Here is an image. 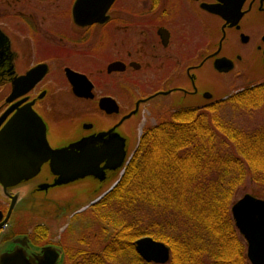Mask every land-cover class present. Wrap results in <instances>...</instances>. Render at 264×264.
I'll list each match as a JSON object with an SVG mask.
<instances>
[{"label":"flooded vegetation","instance_id":"flooded-vegetation-1","mask_svg":"<svg viewBox=\"0 0 264 264\" xmlns=\"http://www.w3.org/2000/svg\"><path fill=\"white\" fill-rule=\"evenodd\" d=\"M241 45L256 47L258 65L264 0H0V133L10 118L33 114L52 149L91 139L101 151L134 152L143 130L132 150L130 140L145 109L164 111L157 120L152 111L155 125L219 102L198 84L206 65L225 57L233 67L222 74H255L240 66ZM112 173L85 178L95 188L88 199ZM57 178L47 161L29 179L0 183V256L22 250L39 264L40 249L53 247L65 264L68 248H82L71 228L81 210L70 212L81 201L64 193L77 181L53 185ZM53 222L62 223L57 239Z\"/></svg>","mask_w":264,"mask_h":264},{"label":"trees","instance_id":"trees-1","mask_svg":"<svg viewBox=\"0 0 264 264\" xmlns=\"http://www.w3.org/2000/svg\"><path fill=\"white\" fill-rule=\"evenodd\" d=\"M227 106L264 108V80L147 127L119 182L91 207L96 238L68 249L65 264H150L134 250L143 236L168 246L169 264H249L230 206L246 176L264 188V124L243 130L223 117Z\"/></svg>","mask_w":264,"mask_h":264},{"label":"water","instance_id":"water-1","mask_svg":"<svg viewBox=\"0 0 264 264\" xmlns=\"http://www.w3.org/2000/svg\"><path fill=\"white\" fill-rule=\"evenodd\" d=\"M86 15L83 13V17ZM213 66L217 72L225 73L232 69L233 63L225 57H220L214 61ZM258 66L264 70V48L262 56H258ZM226 96L228 93L222 94L218 100ZM6 125L8 129L0 133V183L4 185L15 184L35 176L40 166L47 161L51 173L58 177L53 185L88 177L100 181L104 170H114L110 183L98 187L93 195L101 189L102 193L92 198L93 200L89 198L93 204L113 188L109 186L117 184L132 154L131 151L125 154L123 146L116 147L112 152L108 149L101 151L91 139L79 141L70 148L52 149L45 138L40 119L33 114L10 118ZM105 186H108L106 192L103 191ZM230 211L236 229L247 244L246 254L250 264H264V200L245 194L232 204ZM134 250L146 263L165 264L169 260V248L151 237L136 239ZM40 252L39 264H57L59 254L55 248L43 247ZM0 264L30 263L23 251L18 250L2 254Z\"/></svg>","mask_w":264,"mask_h":264},{"label":"rangeland","instance_id":"rangeland-1","mask_svg":"<svg viewBox=\"0 0 264 264\" xmlns=\"http://www.w3.org/2000/svg\"><path fill=\"white\" fill-rule=\"evenodd\" d=\"M240 47L242 48L241 54L243 56V62L240 64V66L256 71L255 74H252L246 80H244L242 77L238 78L237 76H235V71H232L227 74L218 73L213 68H211L209 64V65H206L203 70H201L199 77H198V84L201 87L208 88L212 92V94L215 93V96L219 98L220 96H222V94L229 93V92H235V91L242 89L246 85L255 83L257 81L259 82L261 80H264L263 68L255 64V61H256L255 58L257 57L256 47L255 46L254 47L244 46V45H241ZM235 48L236 46H231V47H226V49L224 50H226V54H229L233 52ZM152 111H156V110H154V108H149L147 110L145 109L143 111L142 120L141 118H139L137 119V121H135V128H134L135 130L130 140L131 149H133V147L137 145L138 137H139L141 130L144 131L147 127L152 126L155 123V121L160 117V115H162L164 112L163 110L156 111L157 114L154 115V117L156 118L155 120L154 117L152 116ZM222 114L224 118H226L230 122L235 123L236 125L241 127L243 130H250L259 125L264 124V108L257 109L254 111H249V112H242L238 110H233L231 109V107L227 106L222 109ZM112 182L113 181H111V184ZM90 185H93V184L90 181H86V179H83V180L77 181L75 184H71L70 186L66 187L67 190L64 192L66 193V196L68 197V199L70 195V198L74 199L75 201H78V200L81 201L79 202V205H77L76 207L73 206L72 203H70L71 208H72L70 212H73L74 209L81 210L79 214L75 215L71 219V228H74L77 226V234L82 235V239L85 244L87 243L90 244L96 238V234H97L96 231L99 227L98 224L94 223V221L91 218L93 215L91 213L92 208L91 206L89 207V202L91 200L90 201L89 199L87 200V197H86L95 189L94 187ZM106 189H108V186H105L103 191H105ZM100 193H102V189L98 193L90 197V199L95 198L96 196H99ZM245 194H250L258 199L264 200V188L259 187L255 183H253L250 176H246L243 185L238 190H236L231 206L235 201L240 199ZM35 211H38V210H36L35 208ZM37 222H40V220L36 219L35 223ZM61 224L58 222L56 223L53 222L50 225L52 239H57V236L60 232L59 228ZM235 231L237 235L239 236V239L242 240L243 244L245 245V251H246L247 250L246 243L241 237V235L238 233L236 227H235ZM170 257L171 255H170V250H169V260L166 264H169ZM110 264H115V263H110Z\"/></svg>","mask_w":264,"mask_h":264}]
</instances>
